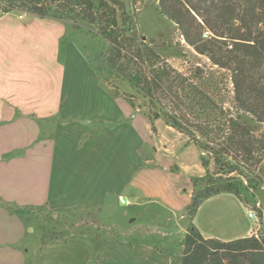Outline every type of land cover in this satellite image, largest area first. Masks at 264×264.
I'll use <instances>...</instances> for the list:
<instances>
[{
  "label": "crops",
  "instance_id": "obj_1",
  "mask_svg": "<svg viewBox=\"0 0 264 264\" xmlns=\"http://www.w3.org/2000/svg\"><path fill=\"white\" fill-rule=\"evenodd\" d=\"M68 32L65 22L25 11L0 16V264H172L167 251L129 237L113 240L100 261L93 234L42 244L43 231L35 226L30 234L33 223L16 213L49 208L62 217L100 209L105 219L121 206L120 196L132 213L157 201L185 213L192 179L206 175L202 153L185 136L162 119L153 129L86 59H62ZM225 208V217H214V233L203 236L249 237L251 227L236 228L239 214Z\"/></svg>",
  "mask_w": 264,
  "mask_h": 264
},
{
  "label": "trees",
  "instance_id": "obj_2",
  "mask_svg": "<svg viewBox=\"0 0 264 264\" xmlns=\"http://www.w3.org/2000/svg\"><path fill=\"white\" fill-rule=\"evenodd\" d=\"M158 1L162 16L215 72L196 68L186 74L172 67L143 39L130 35L131 18L119 21L118 0H8L3 12L24 9L39 18L68 21L99 39L102 49L88 60L103 85L143 112L153 129L162 119L202 153L206 175L192 179L185 211L191 224L182 255L169 253L172 264H264V234L207 239L192 223L210 198L227 194L251 204L257 192H264V0ZM115 82L127 84L131 92H122ZM138 98L146 104L138 105ZM100 211L69 215L82 220ZM67 234L44 236L43 244ZM94 237L100 261L113 240Z\"/></svg>",
  "mask_w": 264,
  "mask_h": 264
},
{
  "label": "rangeland",
  "instance_id": "obj_3",
  "mask_svg": "<svg viewBox=\"0 0 264 264\" xmlns=\"http://www.w3.org/2000/svg\"><path fill=\"white\" fill-rule=\"evenodd\" d=\"M118 1L121 6L117 7L119 21L122 22L126 15L131 18V23L128 27L130 35L143 39L146 44L153 47L161 58L166 60L172 67L186 74H190L196 68L215 72V69L206 57L200 56L193 48L186 44L177 26L162 16L159 11L158 0ZM7 7H9L8 0H0V16H2L3 11ZM22 11L24 9H16L13 12ZM65 23L69 28V32L61 42L62 59L69 57L77 65L78 59L82 58L86 59L89 63L88 59L95 57L102 49V43L99 39L88 35L84 31L75 30L72 23L68 21ZM96 65L99 64L97 63ZM106 76L107 74L103 73L102 77L104 79ZM119 84V82H115V85L122 92H131L127 84L121 86ZM137 104L145 105L146 101L138 98ZM214 168V164H211L210 170L213 171ZM259 201L262 203V208L259 210L261 226H259L258 231L261 236L264 234V192H257L255 202ZM229 202H233L229 199V196L222 195L200 207L192 223L202 235L214 233L211 232L214 228V217H219V219L225 217V212H221L223 207H226V215L229 212L230 214L232 212L233 214H239V226L236 228L245 227L248 229L251 227L253 230L258 228L247 215V209L256 207V203L243 204L244 209L240 211L235 204H230ZM159 205L160 202L158 203L157 201L155 204L151 203L148 206L135 207L132 208V211H135L134 213L127 206L121 205L109 211L105 219H103L101 213L84 215L82 220L80 216L73 217L69 214L59 217L49 208L30 207L17 210L16 213L33 223L30 228V234L35 233V226L39 231H43L42 244L44 236L50 238L64 232L90 231L93 235L99 236L102 241L129 237L138 241L151 242L161 250L180 257L184 250L183 241L191 224L189 217L184 212L175 210L170 212ZM232 230V227H227L223 232L229 234ZM39 231L38 234L40 233ZM30 256L32 259L35 257Z\"/></svg>",
  "mask_w": 264,
  "mask_h": 264
},
{
  "label": "built area",
  "instance_id": "obj_4",
  "mask_svg": "<svg viewBox=\"0 0 264 264\" xmlns=\"http://www.w3.org/2000/svg\"><path fill=\"white\" fill-rule=\"evenodd\" d=\"M262 190L264 191V184L262 185ZM119 203L123 206H130L131 202L127 200L125 197L120 196L119 197ZM262 208V203L259 201L256 203V207L247 209V215L250 219H252L258 228L256 230L251 229L250 237H256L258 238L259 235V226H261V217L259 216V210Z\"/></svg>",
  "mask_w": 264,
  "mask_h": 264
}]
</instances>
